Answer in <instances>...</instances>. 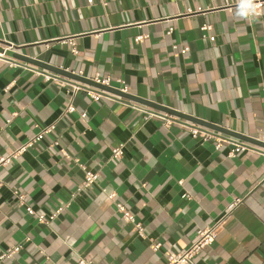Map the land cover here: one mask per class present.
Returning <instances> with one entry per match:
<instances>
[{
	"label": "crops",
	"instance_id": "1",
	"mask_svg": "<svg viewBox=\"0 0 264 264\" xmlns=\"http://www.w3.org/2000/svg\"><path fill=\"white\" fill-rule=\"evenodd\" d=\"M249 1L0 0V46L34 60L0 59V157L56 125L0 166V255L22 245L0 264H167L218 220L215 242L188 264H264L263 145L215 130L249 146L230 156L232 144L193 137L185 117L165 125L129 103L163 109L73 95L79 81L47 67L108 75L118 89L122 79L133 96L264 144V5L249 14ZM119 144L124 155L114 157ZM91 169L98 179L84 187Z\"/></svg>",
	"mask_w": 264,
	"mask_h": 264
},
{
	"label": "built area",
	"instance_id": "2",
	"mask_svg": "<svg viewBox=\"0 0 264 264\" xmlns=\"http://www.w3.org/2000/svg\"><path fill=\"white\" fill-rule=\"evenodd\" d=\"M89 1H92V0H89ZM263 5H264V2L261 0H252V1L246 2V4H244L242 6V10L246 11L249 14H260ZM211 28H212L211 25L204 24L201 27V30L205 32V31H210ZM172 30L173 29L171 28L169 30V32H172ZM142 39H144L143 35H140L137 37V40H142ZM210 39L214 41L215 36L210 35ZM11 47H12V45L9 48H11ZM188 50H189V47L186 46L182 49V52L185 53ZM0 59H6L4 52L3 53L0 52ZM11 64H14V62H11ZM44 77L46 80H51V79H54L56 76L54 74L45 73ZM90 79L96 83H99V84H103L106 86H112V84H111L112 78H111V76H108V75L102 76L101 74L97 73V74H95L94 77H92ZM119 81H121L123 83V86L120 88V90L123 92L129 93L128 85L124 81H122V79H119ZM80 90H84L85 92H87V94L93 100H100L103 97L111 98V97L115 96V94H112L108 91L95 88L93 86H90V85L82 83V82H79L77 84L76 83L72 84L71 91H72L73 95L75 94V92L80 91ZM122 102H125V101H122ZM129 104L134 109L138 110L139 112H142L144 114V116H143L144 119H149L152 117H159V118H162L164 120L165 125H169V124L173 123L174 121H176V119L174 118V116L172 114H168V113L163 114L161 112H156V111L150 110L146 106H143V105H140L137 103H129ZM66 110H67L66 112L75 111V106L73 105L72 101L68 105ZM82 116L85 117L86 113H82ZM176 122H178V121H176ZM179 123L182 126L186 127L190 131L192 136L195 138L201 136L202 140H204V141H207L208 139H211L213 137L216 138V140H217L216 146L217 147H221L223 145V143L232 144L233 147L230 148V151H229L230 156H235L237 153L249 148V146L244 141H237L231 137L223 136L222 134H219L215 130L208 128V127L201 126L195 122H188V121L182 120V121H179ZM55 127H56V125H55V123H53V124L47 125L43 128H40V131L38 133H36L34 137L27 140L22 146L17 148L10 155L1 156L0 157V166L9 163L12 159L17 158L21 153L26 151L29 147H32L35 143L41 141L47 134L53 132V130L56 129ZM58 144H59L58 141H54L55 146ZM61 152L65 157H67V158L71 157L65 148H61ZM113 155H114V157H121L124 155L123 144H119L113 149ZM98 176H99L98 172L92 171V169L86 170L84 180L82 182L83 186L84 187L91 186L92 184H94L96 182V180L98 179ZM15 194L18 197L19 203L22 205H25L26 204L25 195L18 192L17 190H15ZM183 196L188 197V194H184ZM113 197H114V195H110V198H113ZM117 207L122 212L125 220H127V222L128 221L134 222L138 232L142 236H144V233H143L144 227L142 225L143 223L136 221L134 214H132L126 208L125 204L119 202V203H117ZM26 208L29 211H33V208L30 205H27ZM61 210H62V207L58 208V210L55 213H53L52 215H50L49 217L46 216L45 214L41 213L38 215V219L41 222L48 223V221L52 220L56 216V214L59 213ZM221 224H222V222L220 220H218V221L214 222L212 224V226L198 230L197 238L195 239L193 244H191V246L187 250H185L184 252H179V253L173 252V253L168 254L167 264H188V263H192L194 256L198 252H200V250H202L206 246H209L215 242L217 235H218V232L220 230ZM161 246H162V242H154L152 244V247L154 250H158ZM21 248H22V245H16L12 248H9L2 255H0V260L4 259L5 257H11L14 253L18 252ZM79 263L80 264H90V262H88L85 259H81L79 261Z\"/></svg>",
	"mask_w": 264,
	"mask_h": 264
},
{
	"label": "water",
	"instance_id": "3",
	"mask_svg": "<svg viewBox=\"0 0 264 264\" xmlns=\"http://www.w3.org/2000/svg\"><path fill=\"white\" fill-rule=\"evenodd\" d=\"M0 51H1L2 53H3V52H6L5 54L10 55V56H13V57H16V58H18V59L21 58V60H26V61H29V62H30V61H34V60H31V58H29V57H25V56H22L21 54L19 55V54L16 53V52H13V51H10V50H5V49L2 48L1 46H0ZM41 65H42V64H41ZM43 65H44V66H47V64H46V65L43 64ZM47 67H48L49 69H51V70H53V71L59 73V74H62V75L67 76L68 78L75 79V80H77V81H79V82H82V83L88 84V85L93 86V87H95V88H98V89H102V90L108 91V92H110V93H112V94H115V95H117V96H122V97H125V98H127V99H131V100L138 101V102H140V103H143V104L148 105V106H152V107H154V108H156V109H159V110L163 109V110L166 111L167 113H171V114H174V115L179 116V117H185L187 120H189V121H191V122H195V123H197V124H199V125L206 126V127L211 128V129H213V130H218V131H220V132H222V133H223V132H224V133H227V134H229V135H231V136H234V137L240 138V139H242V140H246V141L253 142V143H257V144H260V145H263V146H264V144H263L262 142H258L257 140H255V139H251V138H249V137H246V136H244V135H242V134H240V133L232 132V131H230V130H227L226 128H223V127L217 126V125H215V124L209 123V122H207V121H204V120H201V119H198V118H194V117H191V116H186V114L184 115L183 113L178 112V111H176V110H171V109L165 108V107H163V106L157 105V104H155V103H153V102H150V101H148V100H144V99H142V98H138V97H136V96H133V95L130 94V93L123 92V91H121V90L118 89V88H114V87H112V86H106V85H103V84L96 83V82H94L93 80H91L90 78H85V77H83V76H80L79 74H76V73H74V72H72V71H69V70H66V69H64V68H59V67H57V66H49V65H48Z\"/></svg>",
	"mask_w": 264,
	"mask_h": 264
}]
</instances>
